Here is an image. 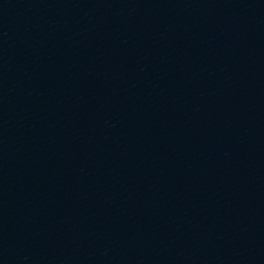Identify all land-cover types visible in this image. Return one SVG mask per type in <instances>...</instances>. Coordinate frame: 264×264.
I'll return each instance as SVG.
<instances>
[{"label":"water","instance_id":"95a60500","mask_svg":"<svg viewBox=\"0 0 264 264\" xmlns=\"http://www.w3.org/2000/svg\"><path fill=\"white\" fill-rule=\"evenodd\" d=\"M0 264H264V0H0Z\"/></svg>","mask_w":264,"mask_h":264}]
</instances>
